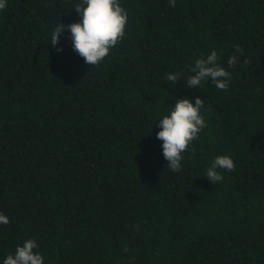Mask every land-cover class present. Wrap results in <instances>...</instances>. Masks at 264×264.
Listing matches in <instances>:
<instances>
[{
  "label": "trees",
  "instance_id": "1",
  "mask_svg": "<svg viewBox=\"0 0 264 264\" xmlns=\"http://www.w3.org/2000/svg\"><path fill=\"white\" fill-rule=\"evenodd\" d=\"M0 264H264V0H0Z\"/></svg>",
  "mask_w": 264,
  "mask_h": 264
}]
</instances>
